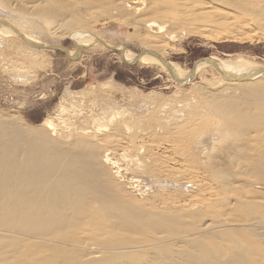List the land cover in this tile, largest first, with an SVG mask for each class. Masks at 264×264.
<instances>
[{"label": "bare ground", "instance_id": "1", "mask_svg": "<svg viewBox=\"0 0 264 264\" xmlns=\"http://www.w3.org/2000/svg\"><path fill=\"white\" fill-rule=\"evenodd\" d=\"M219 5L224 11H214ZM0 12L1 44L2 41L13 40L26 44L30 51L60 49L73 57L80 54L83 47H88L91 51L116 47L123 51L125 58L130 61L157 65L183 79L191 78L200 69L217 67L234 81L223 82L224 85L206 89L208 91H203V87L202 90L201 87L196 88L198 94L195 91L193 96L196 95L197 98L194 97L196 100L193 103L185 102V111L182 110L184 105L181 104V110L175 108L176 112L174 108L173 111L168 109L171 112H166L168 115L165 113L167 117L163 119L162 124L160 122L154 126H145L149 129L145 132L154 136L149 137L150 139L146 137L137 140L136 134H126L129 128L127 118H135L138 114L122 108L116 111L120 106L115 99L106 95V89L116 91L122 87L106 83L86 85L79 91L68 93L69 106L71 105L75 119L70 124L71 127H64L67 131L56 128L49 118L27 127L19 124L5 126L0 130V236L6 238L10 234L17 238L14 246L17 245L18 248L13 249V241L10 245L12 249L7 247L9 244L6 246L0 243V264H45V259L48 261L49 258H55L54 261L49 260L50 264H257V261L263 260L264 235L262 234L261 245L256 242L257 245L253 246L255 243L249 242V247L246 245L245 249V243L244 252L242 243H238L242 242L243 238L235 242L238 233H233L235 229L232 226L238 222L242 223L241 226L246 224L248 227H258L257 224H261L259 228L261 227V232L264 233V81H260L264 72L254 71L264 64L245 60L241 56L236 59L208 56L213 63L200 61L187 70L163 58L161 49L164 52V48L161 46L167 37H173V33L167 31L168 27L170 30L182 28L189 33L196 31L207 35L217 34L227 39L239 38L249 22L260 21L258 16L264 18V0H0ZM118 13L119 16L128 18L127 21L139 32L137 34L141 35L138 37L144 42V52L134 53L125 46L116 44L114 40H108L105 35L94 33L97 32L94 24L99 20L98 15L110 17ZM232 14L237 22L233 17L234 21L229 20ZM65 36H72L75 43L73 50L59 46L57 38ZM76 45L80 48H76ZM22 48L21 50L25 49ZM250 71L254 74H249L253 73ZM239 74L250 76L236 77ZM245 79L253 81H241ZM93 97L97 98L96 105ZM85 105L90 109L85 110ZM160 107L162 112L167 110V107L164 109L165 106ZM66 109L62 108L63 111ZM114 115L118 120L115 121ZM168 119L170 124H166ZM111 121L115 124L112 126L110 123L111 128L108 129ZM204 131L208 133L205 139L195 143V139L199 135L202 136ZM155 137L156 141L160 137L166 139L172 151L180 156L182 163L177 162L178 168L169 166L170 168L166 169L164 163L167 159L156 157L153 150L159 144L154 142ZM190 147H194L199 159L204 160L208 173L196 171V168L193 169L187 162L188 158L182 156L181 153H190ZM142 148L147 151L146 156H139ZM114 151L120 159L129 163L131 161V170L151 174L157 181H165L170 177V181L177 183L175 188L183 189L184 185L190 183L193 186L190 192L193 189L208 190L207 197L202 199L204 196L200 194L201 198L197 199V203L190 202L179 208L177 206L176 213L172 215L174 220L176 219L172 222L175 230L182 229L185 223H180L181 221L199 214L211 215L210 223H201L204 215L197 217L198 220L203 218L200 221L201 226L198 220H194L198 221L199 225L196 222L194 225L193 222L194 226L189 227L190 235L187 234L190 237L178 230L180 234H175L177 231L172 227L168 234L167 231L161 233L162 223L164 225L165 222L154 220L156 213L147 210L154 215L151 217L154 221H149L146 228L157 231V234L151 231L148 238L137 240L136 236L125 237L124 235L131 234V227L110 220V216L121 218H118L122 216L118 213V204L123 205L121 188L119 192L120 186L114 183V177H119L121 171L119 160L111 156ZM110 167L116 169L111 170L108 177L110 172L107 173V169ZM180 189H175L177 192L169 197L177 199L183 194L186 195ZM190 192L188 197L192 194L196 196V192ZM184 195L182 197L185 200L187 195ZM106 216L109 219L105 218ZM133 216L132 223L137 225L141 216ZM163 219L167 220V217ZM103 222L104 226L107 223L105 228H102ZM188 222H191L190 219ZM166 223L172 226L167 221ZM96 225L102 226L99 228L95 227ZM77 226L82 227L77 228L81 239L85 235L89 237H85L84 243L83 240L82 243L79 241L80 236L73 237L75 240L69 238V235H78ZM73 227L77 231L75 235ZM62 228L69 229H65L66 233L72 231L73 234H67L68 240ZM240 229L242 228L239 227V234ZM252 229L248 231L251 233ZM56 233L63 237L62 240L58 239L60 237ZM118 234L124 237H119ZM50 235H54L56 240ZM12 236L7 238L10 240ZM26 244L31 245L30 250ZM81 247L93 251L90 250L92 253L88 251L87 254L83 249L84 254L81 249L83 256L79 251L81 256L74 258L79 253L73 251ZM25 248L34 256L31 255L30 258V252ZM99 248L103 249V252L99 253ZM65 249H70L72 255L75 254L74 257H71L69 250V254L64 251ZM237 249L241 250L237 252ZM25 250L28 255L24 254ZM64 252L67 256L60 255ZM60 256L66 258L62 259Z\"/></svg>", "mask_w": 264, "mask_h": 264}, {"label": "rangeland", "instance_id": "2", "mask_svg": "<svg viewBox=\"0 0 264 264\" xmlns=\"http://www.w3.org/2000/svg\"><path fill=\"white\" fill-rule=\"evenodd\" d=\"M220 9H221V11H224V8H222L220 5L218 7L216 6L214 11L216 10V12H217ZM0 16H1V12H0ZM230 16H231V19H229V20H232V17L234 20H236L234 18L235 16L233 14ZM98 17H99V20H97L98 22H96L94 24L95 25L94 29H96L97 32H94V33L102 34L103 36L105 35V37H107V39L109 38L108 40H110V41L114 40L113 42H115L116 44L125 46L126 49L128 48V50L133 51L134 53L140 54V53L145 51L144 47H143L144 42L140 38L141 35H138L137 33H139V32H137L136 28L134 26H132L133 24L130 23L129 21H127L128 18H126L125 16H122V15L119 16V13L116 15L114 14V16H110V17L108 16L109 18L108 17H101L99 15H98ZM261 17L263 18V16H258V20L260 18V21H258V22H254V21H251L252 23L249 22L250 24L247 25L249 27L246 26V28H244V30L246 32L244 31L243 35H241V36L239 35L240 36L239 38H228L227 39L226 37H223V36L222 37L217 36V34H210L209 33V35H207V33H205V34L204 33H198L196 31H195V33L194 32L189 33L187 31H185V29H182V28L170 30L168 27L167 31L172 32L173 37L170 35L171 38L169 39V37H167V40H165V42L162 43L161 47L164 48L163 49L164 52L162 51L161 48L160 49H161L163 58L168 59L170 61H173V62L177 63L180 66V68L187 69V70L193 68V66H195L203 58H207L208 56H216L218 58H228V59H236L237 57L241 56L245 60H248V61H251L254 63H258V64H264V28H262V27H264V20H263L264 18L262 19ZM234 20H232V21H234ZM236 22H237V20H236ZM173 30H175V31H173ZM181 30H182V32H181ZM99 32H101V33H99ZM172 33H170V34H172ZM247 34H249V35H247ZM214 35L217 37H215ZM218 35H220V34H218ZM138 36H140V37H138ZM57 39H58L59 46L61 48L68 49V50H73L75 48V43H74L72 36H69V37L65 36V37L57 38ZM166 43H168V44L166 45ZM164 46H166V48ZM16 47L20 48V50H18ZM22 47H25V49L29 50V48L27 47L26 44H24V43L20 44L17 41L15 42L13 40H7L5 42L2 41V44L0 42V123H1L0 130H2L7 125H13V124H19V125H22L24 127H27L30 125H37V124L41 123L44 119H47V118L51 119L53 124L56 125V128H59L61 130L62 129L64 130V127H66V126L71 127L70 124H72L74 122L75 117L73 115L72 108L70 107L71 105L69 106L70 98H68L67 95H70V94H68V93H71V91L72 92L73 91H79L80 89H82L86 85H90V84L91 85H97L100 83H106V85L117 84V85H119V87H122V89L120 88L121 90L120 89H118L116 91L114 90L115 92L113 91V89H111L112 91L110 89H106L107 93H108L106 95H109L110 97L115 99L118 102L117 104H119L118 106H120L119 108H117L116 111H118V110L120 111L121 108H122V110L129 109L128 112L133 113L135 115L138 114L140 116L139 117L137 115L139 118L137 116H135L136 119L133 117L127 118L128 119L127 123H128V127H129L127 130L129 132L127 130H125V132L127 131L126 134H128V135H131V133L136 134L138 137L137 140L139 138L145 139L146 137H148L146 139H150L149 137L153 138L154 136H153V134H152V136L148 135V133L145 132V131L149 130L145 126H147V124H153V126H154L156 123H160V122L162 124L163 119H166V117L168 115L166 112L169 113V112L173 111V108H174V110H175V108H178L177 110H179V108L181 107V104H182V106L184 105L182 110L184 108L186 109L185 104L187 102H189L187 104H190V102H192V103L195 102L196 99H194V97L197 98V96L196 95L193 96V95L196 92L198 94L197 89H200L198 87H201V90L203 87V91H204L206 89L210 90V88H215V86H217V88H219L220 86L224 85V83H227L229 81L234 83V81H232V79H230L228 74H226L224 71H222L221 69H219L217 67H214V69H213V67L212 68L211 67L204 68L205 70L200 69L191 78L183 79V78H180V77L166 71L165 69L160 68L157 65L130 61V60L125 58L123 51L119 50V48H116V47H113L114 49L113 48L112 49L111 48L103 49V51H102V49L91 51V50H89L88 47L87 48L83 47V49H81L80 54H78L75 57L68 55L67 53L63 52L60 49L47 50L44 52H40V51H36L35 49L33 51H30V50L24 51L25 49L21 50V49H23ZM20 51H22V52H20ZM260 77H262L260 79V81H264V74L261 75ZM253 79L255 80L257 78H253ZM253 79H245V80H241V81L242 82L253 81ZM193 83H195V84H193ZM262 85H264V84H262ZM208 90H206V91H208ZM82 95H84V94H82ZM92 99H94L95 105H96L97 98L93 97ZM147 99H149V100H147ZM188 100H191V101H188ZM85 104L88 106L87 103H85ZM86 105H85V110L88 109V107H86ZM144 106L146 107V109ZM148 106H150V107H148ZM153 106H154L155 110H154ZM160 106H165L164 109H166V107H167V110H164L162 112V107H160ZM168 106H170V107H168ZM64 107L67 108L65 111L62 110V108H64ZM139 107H142L143 109L139 108ZM75 108L78 109V107H75ZM158 108L160 109V111ZM168 109H170L171 111ZM185 109H184V111H185ZM180 110H181V108H180ZM155 112H157V113H155ZM175 112H176V110H175ZM163 117H165V118H163ZM137 119H138V121L140 120V122H139L140 124L138 123ZM116 120H118L117 116H115V121ZM169 122H171V121L168 119L166 124ZM110 123L112 126L115 124L114 122L112 123V121L109 122V125L107 126L108 129L111 128V127H109ZM163 125H161V126H163ZM143 127H145L146 129L145 128L142 129ZM64 131H67V129ZM207 134L208 133L204 131L202 133V136L199 135L195 139V141H196L195 143H198V141L201 139H205L204 137ZM156 140H157V138L154 140V142H156V144H159V145H157V147H154V150H153L156 154V157H158L159 159L160 158L161 159H163V158L167 159V161L164 163V165L167 166L166 169L170 168L169 166H172L174 168L175 167L178 168V165L180 163H182L180 156L177 153L172 151L171 147L168 145V143H166V142H168L166 139H164L163 137H160V139H158V141H156ZM164 140H166V141H164ZM144 150H145V148H142L140 150L141 153L139 152L140 153L139 156H142V155L146 156L147 155V153L145 154V152H147V151L146 150L144 151ZM111 153H113V154H111V156H113L114 158H117V160H119L118 163L121 166L120 167L121 171H120L119 177H117V178L114 177V181H115L114 183H116L120 186L119 192H120V188H121V196L123 198L121 202L123 205L118 204L119 205L118 207H120L118 209V213L120 212L122 215V216H118V218H120V217L121 218L117 219V217L114 218V216H110V217H112V218H110V220L113 219L112 222L115 221L114 223L119 222V223H122L121 225H124V226L126 225V226L131 227L130 228L131 234L124 235L125 237L126 236H128V237L129 236H133V237L136 236L135 239L137 240L138 238L142 239L143 237L148 238L149 235H151L150 234L151 231H153L152 233L157 234V231H154L153 229H151V231H150L149 229L146 228L149 225V221H152L153 219L165 222L164 225L162 223L163 227L161 229L162 230L161 233L163 231H165V232L167 231L166 234H168L169 231H172L170 227H172L175 232L178 230L182 234L183 233L189 234L190 233L189 227L191 228L194 225L198 224V221L200 224V221L203 218L202 219L200 218L201 220H198V218H199V216L202 217L204 214L203 215L201 214L202 216L199 214L198 216L195 215V216L189 218L191 222H188L189 219H185V220H188L186 222L183 218L184 221L180 222V223H182V222L185 223V224L183 223L184 225L182 226V229L176 228L177 230H175V228L173 227L174 223H172L175 217H172V215L176 213L179 206L188 204L190 202L197 203L198 202L197 199L200 200L201 196H204V197H202V199L206 198L208 195L207 189H203L200 191H196V189L195 190L193 189L192 192L193 193L196 192V196H194L192 194L191 197H188V195H187V194H189L188 192H190L191 189L193 188V186L190 183H188L187 185H184L183 189H180L178 187H177L178 188L177 189V188H175L177 183H174L175 181L174 182L170 181V180H172V179H169L170 177L169 178L167 177L165 181H161V182L157 181V179H155L154 177L153 178L151 177V174H147L145 172L141 173L140 171L137 172L135 170H131L130 169V168H132V167H130L131 161H130V163H129V161H127L128 162L127 163L123 159H120L119 156L116 155L115 151L111 152ZM181 154H182V156L188 158L189 161H187V162L189 164H191L193 169L195 167L196 171H199L202 174L209 172L208 169H205L204 160L199 159L197 151H196V149H194V147H192V148L190 147V153L184 152ZM192 157H193V159H192ZM127 168H129V169H127ZM115 169H116V167H113V168L110 167V169L109 168L107 169V173L110 172L111 170L114 171ZM165 172L167 173V171H165ZM110 174H111V172L108 174V177H110ZM167 179L169 181H167ZM155 181H157V182H155ZM186 186L189 187L188 188L189 191L187 190ZM175 189L177 191L179 189H180V191L182 190V192L187 195V198L185 197V200H184V197H182L184 194L182 196H180V198H177V199H175L174 197H169L170 194H172V193L174 194V192H177ZM185 190L187 193L185 192ZM192 192H190V194ZM200 194H201V196L199 197ZM186 195H184V196H186ZM114 196H115V194L113 195V197ZM177 206H178V208H177ZM147 210L151 211L152 213H156V214H154L156 216L153 217L154 215L151 212H148ZM129 213L131 216H129ZM135 215L138 217L141 216V218H139V220H140L138 222L139 224L137 223V225L132 223V222H134L132 216L135 217ZM204 216L206 219L208 217L209 218L207 220L204 218L203 221H201V223L204 222L206 224V222H207L209 224L210 223L209 219L211 218V215H208V216L204 215ZM151 217H153V219ZM164 217H167V220L163 219ZM105 218L109 219L107 216ZM168 219L170 222L168 221ZM104 220H102V221H104ZM146 220H148V221H146ZM194 220H198V221H194ZM212 220H213V218H212ZM116 221H118V222H116ZM166 221L168 223H170L172 226H168ZM105 222H107V220H105ZM193 222H194V225H193ZM195 222H196V224H195ZM106 224H105V226H106ZM234 224L235 223H232V225H234ZM243 224H244V222H243ZM241 225H242V223L238 222L237 224L232 226L235 230H233V228L231 226L229 228L230 229L232 228L231 230H233L234 232L231 230L230 231L233 232L234 234H235V232L238 233L237 234L238 239H234V240H236L235 242H237V240L240 241V239H242V238H243V241L245 240L244 243H243V241L238 242V243H242V245H241L242 248H243V245L245 243L246 244L244 246L246 247L245 249H247L249 242L252 244L255 243L253 246L257 245L256 242H258L259 245H261L264 242V241H262L263 240L262 234L264 235V233H262L263 229L261 227L259 228V226H261V224H257V225H259L258 227L256 225L251 226V227L250 226L248 227V225H246V224L243 226H241ZM101 226L102 225H100V226L96 225L95 227L101 228ZM103 226H104V222H103ZM105 226L102 228H105ZM200 226H201V224H200ZM78 227L82 228L80 226H77L76 229ZM239 227L242 228V229H240L241 230L240 234L238 232ZM63 228H62V232H64L66 229V228L65 229H63ZM141 228H143L144 230ZM168 228H170V230H168ZM187 228H188V230H187ZM247 228L249 230H250V228L251 229L253 228L251 231L253 232V234L255 232L256 233L253 235L252 232L250 233V231H248ZM73 229H74L73 230L74 234L71 233L72 231H68V233L75 235V233L78 231V229H77V231L75 230V227H73ZM258 229H259V231H258ZM66 230H69V229L67 228ZM102 230H104V229H102ZM102 230H101V232L104 233L105 230L104 231H102ZM254 230H255V232H254ZM178 231L175 234H180V233H178ZM101 232L100 233L98 232V233L102 234ZM226 232H228V231H226ZM60 233H61V231H60ZM64 233H66V232H64ZM68 233L64 234V235H66L65 237L67 240L69 238H70V240H72L73 237L77 238V236L81 235L79 232V233H76L78 235L72 236V237H71V235H69L70 237L68 238L67 237ZM81 233H83V232H81ZM135 233H137V234H135ZM171 233H169V234H171ZM257 233L258 234L260 233L261 235L259 234L256 236ZM56 234H58V233H56ZM104 234H103V236H105ZM204 234H206V232H204ZM189 235L187 237H190ZM227 235L229 236V234H227ZM230 235H232V234H230ZM8 236H12V235L8 234ZM8 236H6V238H3V236H2L3 239L0 236V243H4V245L9 244L8 246L6 245L8 248L10 247L9 249H12L11 246L13 247V249H14V247L18 248L17 245L14 246L15 245L14 241L15 240L17 241L18 239L12 236L13 238L10 237V240H9L7 238ZM53 236L54 235H52V236L50 235V237H53ZM118 236L122 237V238L124 237L123 235L121 236V234H118ZM202 236L208 237L207 235L206 236L202 235ZM223 236H224V232H223ZM58 237H60V234H58ZM81 237L82 236L79 237L80 238L79 241L83 240V243L86 240V238H89L88 235H85L83 237V239H81ZM224 237L226 238V236H224ZM260 237H261V239H260ZM56 238H57V236H56ZM61 238H63V237H60L58 239L60 240ZM222 238L220 239V242H222ZM228 238L231 239L230 240L231 242H233V240H232V238H230V236ZM244 238H246V239H244ZM66 239H64V240H66ZM204 239L210 241L208 238H204ZM226 239H223V241L225 242ZM73 240H75V239H73ZM12 241L14 244L12 243ZM261 241H262V243H261ZM29 243L31 244V240ZM81 243H82V241H81ZM11 244H13V245H11ZM30 244L29 245L26 244L27 246H29L28 247L29 250H30V247L32 245V244L31 245ZM256 247H260V246H256ZM28 248H25V249L28 250ZM31 249H33V248H31ZM81 249H82V252H83V249L86 250V253L91 250V249H88L87 247L86 248L81 247L79 250L77 249L78 251L76 250L73 252L79 253V251ZM241 249H237V252H238V250H241ZM22 250H24V249L22 248ZM68 250L70 251V249H68ZM68 250L65 249L64 251L68 252V254H69L71 251L69 252ZM100 250H102V251H100ZM242 250H244V248ZM28 251L24 252V254L26 253L25 255H28L27 254ZM91 251H93V250H91ZM97 251H99V253H100V252H103V249L99 248ZM245 251L246 250H244V252ZM32 252H33V250H32ZM73 252H71L70 254L72 255ZM81 253L76 254V255L74 254L75 257H74V255H72L71 257L77 258L76 256L80 257L81 255L83 256V253L85 254V252H83L82 254ZM31 255L32 254L30 252V254H29L30 258L32 256H34V255L31 256ZM60 255H64V256L66 255L67 256V253H65V252H64V254L60 253ZM63 257L60 256V258H62V259H63ZM71 257H70V259H71ZM60 258H59V260H60ZM64 258H66V257H64ZM54 259L55 258H53V259L49 258L50 261H54ZM49 260L47 261V259H45V264H46V261L48 262V264H50ZM59 260H58V262H59ZM65 260L66 259H64V261ZM40 261H42V260H40ZM257 262H258L257 264H263L264 258H263V260H260ZM61 263H63V262H61ZM71 264H73V263H71ZM250 264H252V262ZM253 264H256V262H254Z\"/></svg>", "mask_w": 264, "mask_h": 264}, {"label": "water", "instance_id": "3", "mask_svg": "<svg viewBox=\"0 0 264 264\" xmlns=\"http://www.w3.org/2000/svg\"><path fill=\"white\" fill-rule=\"evenodd\" d=\"M79 45H76V48H80V47H78ZM74 55V54H73ZM201 62H206V63H208V64H211V63H213V60L212 59H210L209 57H207V58H203L202 60H201ZM254 71L255 72H264V66H262V67H258V68H256V69H254ZM250 72H253V71H250ZM249 74H254V72L253 73H249ZM250 75H248V74H244V75H236V77H238V78H246V77H249Z\"/></svg>", "mask_w": 264, "mask_h": 264}]
</instances>
